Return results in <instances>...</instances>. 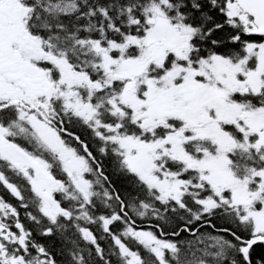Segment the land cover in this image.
Segmentation results:
<instances>
[{"label": "snow or ice", "instance_id": "snow-or-ice-1", "mask_svg": "<svg viewBox=\"0 0 264 264\" xmlns=\"http://www.w3.org/2000/svg\"><path fill=\"white\" fill-rule=\"evenodd\" d=\"M0 264H264V0H0Z\"/></svg>", "mask_w": 264, "mask_h": 264}]
</instances>
